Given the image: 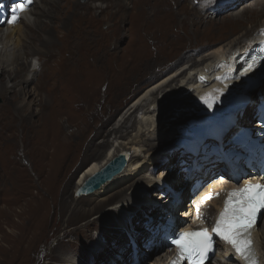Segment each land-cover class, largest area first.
<instances>
[{"label": "bare ground", "instance_id": "bare-ground-1", "mask_svg": "<svg viewBox=\"0 0 264 264\" xmlns=\"http://www.w3.org/2000/svg\"><path fill=\"white\" fill-rule=\"evenodd\" d=\"M41 1L43 5L38 15L32 18L33 6ZM100 1L105 5L100 7L99 13H96L95 9L98 5H96L95 2ZM218 1L219 0H211L207 7H210L212 10H220L224 7L232 8L236 6L234 10L228 11L229 15L235 18L233 19L234 21L229 22V24L237 25L238 23L240 25L243 21L248 22L250 23L249 25H251L248 27L249 31L244 30L227 42L220 43L206 51L202 48V50H195L196 53L201 51H204V53L201 52L202 54H198L193 62L183 64L147 87L144 92L132 101L133 105L123 115L118 124L107 130L105 129L107 124H109L116 117L119 110L123 108V103L127 102L137 90L141 89V87L137 85L140 79L144 78L148 72H151L155 77H159L170 69L178 66L181 59H186L185 56H181L177 63H173L170 68H167L161 57H149L151 51L146 43V36H151L150 40L154 43V45L151 46L153 49L152 51L158 54L165 49V45L160 42H169L168 38L173 41L174 31H182L186 26H190L191 31L188 30V32L192 34H209L210 31L206 29H195L194 26L197 23V16L195 15V19L190 18V14L185 10L187 0H89L86 3H80L77 0H36L32 7L27 12H24V18L21 17L14 25L8 26L4 23V26H0V73H7L8 75L5 79L0 77V96L4 101L0 107V113L23 116L22 120L26 122L29 119L28 115L33 113L32 107L35 105V97L41 96L42 99V93H44L46 100L40 103V111L48 106L49 111H52L51 113L69 112L71 116H74L75 113L72 108L80 110L81 112L85 103L87 105L88 101L94 98L98 84L104 82L105 91L107 90V94L112 93V97L109 100L110 104L103 118L94 122L93 129L88 134L89 139L85 146V148L88 149L92 148L96 140L103 134L109 135L110 132H112L115 136L118 135V138L125 135L127 136L129 133V127L127 126L129 119L138 108L144 109L141 116L145 118L142 120L144 123H142L148 125V128H138L136 137L131 140L130 143H126L128 144L126 147L125 145L122 146L120 150L107 147L100 160L93 161L85 167L84 172L78 174L79 177L77 178L76 188L80 186L89 175L101 168V166L116 154L123 153L126 158L125 168L95 191L99 192V190L104 188L103 194L110 190L112 185L115 186L114 184H118L122 180L127 181L135 177L138 172L140 173L143 169L147 168L148 165L151 167L156 164V158L159 157V154L163 151L158 152V144L153 141L158 138L160 139V130L162 129L163 120L168 119L165 116L170 114L171 111L172 114L178 115V119L180 118L176 120L177 124L182 120L187 121L181 124L183 126L180 127L181 129L178 133L181 135L185 134L187 131V128L183 127L192 126L193 124L195 125L200 121L208 119V121L201 126L199 133L190 135V130L184 135L188 136V138L193 141H200L201 138L210 137L212 133L214 134L222 130L225 127V119L229 112L233 115L235 114L237 117L235 124L241 123V125H247L250 119L246 120V111L248 109L252 111L254 108H252L253 106L250 102L239 110L238 106L239 103L242 102L243 95L248 93L251 89L249 88L248 90L247 87L251 85L252 76L248 66L238 59L241 52L251 50L263 39V35L258 34V30L264 27V0H250L244 4L242 3L243 0H232L223 7ZM108 8L112 10L107 11ZM105 14H107V18L111 19V22L109 21V26L106 27L107 32L102 34L93 23L97 20H101V17ZM99 15H101V17ZM52 17L53 19H51ZM126 19H129L130 24L127 29H123L122 24ZM40 29L43 35H41L42 32ZM58 29L61 30L59 36L55 35V31ZM224 29L226 30L227 28ZM128 33L137 35L133 37L126 48L116 47L109 49V42H116L118 38H125ZM68 36L69 41L67 42ZM21 37L31 39L33 42H39L41 45L39 50H44L45 46L54 48L60 58L58 66L50 73L47 71L49 68L47 65L48 62L56 58V55L48 51L44 58L37 59L38 66L30 70L27 57L30 56L32 59L36 57L35 48H27L26 43L21 42ZM190 61H192V59ZM131 63L135 64L131 66L129 65ZM157 64L163 66H161L159 70H156ZM127 65L129 66L126 67ZM197 67H201V69L196 70V73H194ZM37 73L39 74V78L34 84L33 89L29 90L25 88L26 82L34 76L36 77ZM193 73L196 75L194 76ZM244 73H248V75H244ZM16 76L19 78L18 82H15L17 79ZM240 76L241 78L243 76V79L246 81L245 85H242L244 87L237 88L236 90L230 91L227 96H223L226 89L229 88L231 84L236 83L234 79ZM11 80L13 81L12 84L8 85ZM262 80H264V78ZM118 81L120 82L117 83ZM178 81H180L181 88H186V90H188L187 93L193 94L188 98H180L183 95L182 92L176 91L179 93L178 95L169 93L154 106L152 105V101H145L148 96H152L153 94L156 95L159 91L164 90L173 82ZM20 82L21 86L13 89ZM128 82L133 84V87H130L127 84ZM88 83L94 84L85 86ZM91 87L93 88L91 89ZM180 87L179 90L181 89ZM9 88H12V90H10V93H7ZM259 89L260 88H258V90ZM263 89L264 87L262 91ZM31 95H33L32 98H30ZM235 97L236 99H234ZM47 100H50V102L48 103ZM143 101H145V103H142ZM242 112L243 116L241 117L240 114ZM192 114H195L196 117L191 118ZM49 115L50 113H48V116ZM250 115L251 113L247 116ZM147 118H151V120L146 121ZM30 122L33 123L32 120H30ZM151 127L152 129H150ZM33 129L38 130L36 128ZM148 140L152 142H148ZM102 143L103 145L106 144L107 139L102 140ZM143 146L146 147L144 151ZM172 150V152L180 158L178 165H176L177 170L176 166L172 168L174 174L171 175L170 165L167 170L165 168L159 171V176L165 177V181L170 186L172 185V183L169 182L170 177H172L171 181L175 182L177 186L178 183H180V185L190 183V186H192V178H200L201 183L204 180H210V182L204 183L205 185L203 187L201 184L200 188H202V191L197 196V199L191 204L187 203V209H183L184 207L182 208V214L184 216H189V214L192 213L196 214L193 212L192 206L194 203L197 205L201 204L199 197L204 190L212 188L215 185L211 191L217 193L225 188L223 184H217L218 180H216V178L221 175H219V173L216 175V173L220 172L226 175L227 168L221 171L218 165L213 167L215 163H210L209 160H198L196 157V165L200 167L186 170L187 172L184 173L183 171L187 169L185 168V164L182 165L183 161H187L185 149L180 147ZM66 151H69V148ZM86 153L80 157V160L77 162L78 164L82 165L87 159L94 156V153ZM58 155L59 152H56L54 153V157H51L50 164L52 166L57 163L56 158ZM168 157L169 156L166 154L165 158ZM191 159H193L192 156ZM211 159L212 157L210 160ZM170 161L171 156L168 158L167 163ZM72 165L73 162H69V171L65 174V179L63 178V185H66L70 180L73 171L72 169L70 172ZM183 168L184 170L182 171ZM212 175L215 176L214 180H212ZM250 176L249 174L247 178ZM139 178L142 177H138L136 180ZM158 179L149 180V183H147L148 188H150V186L152 187V185H156ZM223 181L225 185H231L227 180L224 179ZM175 184L173 186H175ZM177 186H175V189L182 192L183 189ZM123 189L122 187L117 193L113 192L114 194L112 193L101 198L102 200L99 201L98 204L104 205L109 198L116 196L119 192L121 193ZM188 192H190V190L182 193L184 198ZM100 193L102 192L100 191ZM191 195L192 193H190V196ZM159 197L161 198L160 195ZM167 198H165V200H167ZM165 200L160 199V203H150V207L154 204L161 206V209L158 213H150L149 216L154 219L155 214H162V209H165L166 211L162 214L163 218L159 221L163 223L165 218L171 217L175 223V208L173 206L168 208ZM141 203L145 204L146 199L142 200ZM161 203L165 205H160ZM218 203L219 200L214 198L204 204V210L197 212L198 218L196 220L197 222L194 224L196 226L202 225V221L205 220L206 216L212 214V208L216 207ZM207 205H210L212 208L210 207L209 210L205 209ZM42 208L43 207L37 204L31 210V213L38 215L41 213ZM89 211L92 212V210ZM73 214H76L75 207L72 208L71 215ZM84 215L88 217V213L85 209L82 210L81 216ZM131 225H133V222ZM150 225L151 223L147 222V230L145 226H143L139 231L148 236L147 240L143 242L140 248V253L142 254V258L146 256L153 258L154 263L152 264H162L170 256V253L167 251L160 252V249L156 248V245L153 247L152 251H148L147 242L151 241V243L155 244L159 237L156 235L154 229L150 230ZM80 227L81 226L78 225L72 228L70 230L71 233L75 232ZM124 227L129 230L127 223ZM259 227L260 229L257 228L255 232L256 248L258 242L264 243V241L262 242L261 240V238L264 239V225H260ZM136 230V228H132L129 234L133 236L136 234ZM108 250L112 252L113 249L108 246L107 251L104 250L103 252H108ZM228 252L232 253L229 249ZM118 253L124 261V256L127 255L126 246L120 248V252L118 251ZM258 253L259 256H257L256 261L259 264H264L263 253H260L259 249ZM110 255H112V253L109 254L108 257H110ZM220 256L224 259L220 261V264H229V261L231 264H241L234 256L228 254L226 250H224V253L220 254ZM97 260H99V258L94 261L97 263ZM139 261L143 264L147 260L143 262V259H139ZM207 263H209V261H207L206 264Z\"/></svg>", "mask_w": 264, "mask_h": 264}, {"label": "rangeland", "instance_id": "rangeland-1", "mask_svg": "<svg viewBox=\"0 0 264 264\" xmlns=\"http://www.w3.org/2000/svg\"><path fill=\"white\" fill-rule=\"evenodd\" d=\"M77 1L86 3L89 0ZM247 1L250 0H243L242 3L244 4ZM210 2L211 0H187L185 4V10L190 14V18L195 19V15L197 16V23L194 26L195 29L209 30V34H192L188 32V30L191 31L190 26H186L182 31H174L173 41L168 38L169 42H160L165 45V49L158 54L152 51L153 49L151 46H153L154 43L150 40L151 36H146V43L151 51L149 57H161L167 68H170L173 63H177L181 56H185L186 59H181L178 66L170 69L159 77H155L151 72H148L146 76L137 83L141 89L137 90L127 102L123 103V108L119 110L116 117L107 124L105 129L108 130L116 126L123 115L133 105L132 101L144 92L147 87L158 81V79H161L183 64L193 62L198 54H202L204 51L220 43L227 42L244 30L249 31L248 27L251 25H249L250 23L248 22L243 21L240 25L238 23L237 25L229 24V22L234 21L233 19L235 18L229 15L228 11L234 10L236 6L232 8L227 7L222 9L218 15H213L208 11L212 9H208L207 7ZM95 4L98 5L95 9L96 13H99L100 7L105 5L101 1L95 2ZM42 5L43 2L41 1L33 6L32 18L38 15ZM110 10L112 9H107V11ZM106 15L107 14L102 17L99 15L101 20H97L93 23L102 34L107 32L106 27L109 26V21L111 22V19L107 18ZM51 19H53V17ZM129 24V19H126L122 24L123 29H127ZM60 34V29L55 31V35L59 36ZM41 35H43V32ZM135 35L137 34L128 33L125 38H118L116 42H109V49L116 47L126 48ZM68 41L69 36L67 42ZM21 42L26 43L27 48H35L36 57H33V59L30 56L27 57L30 70L38 66L37 59L44 58L48 51L56 55V58L48 62L47 65L49 68L47 71L50 73L58 66L60 58L54 48L45 46L44 50H39L41 47L39 42H33L31 39H26L24 37H21ZM201 48L204 50L201 51L202 53L195 52V50L198 51ZM191 59L192 61H190ZM134 64L135 63H131L129 65L133 66ZM161 66L163 65L157 64L156 70H159ZM200 69L201 67H197L194 73H196V70ZM7 76V73H0V77H3V79ZM16 78L15 82H18L19 78L17 76ZM38 78L39 74L37 73L36 77L34 76L26 82L25 88L29 90L33 89ZM234 81H236V83L231 84L229 88L226 89L223 96H227L230 91L236 90L237 88H243L244 86L242 85L246 83L243 76L242 78L240 76L234 79ZM12 82L11 80L8 85H11ZM119 82L120 81L117 83ZM103 83L104 82H100L98 84L94 98H91L87 105L85 103L81 112L80 110L72 108L75 113L74 116H71L69 112L51 113L52 111H49L48 106L40 111V103L46 100L44 93H42V99L41 96L35 97V105L32 107L33 113L28 115L29 119L26 122L22 120L23 116L0 113V264H132L133 261L137 264L139 259H143V262L147 260L143 264L154 263L153 258H149L148 256L142 258L141 254L136 258H131L129 237L132 236L129 232L132 231V228H136V234L133 235V237L136 238L140 233L139 231L144 226V220L147 219L146 215L149 214L150 210L151 213H158L161 209V206L154 204L150 207V203H160V199L163 197L160 194L161 192L156 190V185H152V187L150 186V188H148L147 183H149V180L155 178H159L156 184H159L162 180H166L165 177L159 176V171L165 168L167 170L170 165L171 175L174 174L172 168L178 165L179 159L176 154L172 152L175 145L172 146L171 144L181 135L178 134L181 128L177 126L181 124H177L176 122V120L180 118L178 119V115L172 114V111L165 116L168 119L163 120L162 129H159L160 139L158 138L153 141L158 144V152L163 151L159 154L160 156L156 158L155 165L151 167L148 165L149 167L147 166V168L143 169L140 173L138 172L135 177L127 181L122 180L118 184H114L115 186L112 185V188L105 192V194H103L104 188H102L99 192H93L94 194L91 195L76 196L75 190L77 178L79 177L78 174L84 172L85 167L93 161L100 160L107 147L120 150L122 146L125 145L126 147L128 145L126 143H130V141L136 137L138 128H148V125H144L142 121L145 118L141 116L144 109L138 108L129 119L127 125L129 127V133L127 136L125 135L126 137L123 136L118 138L119 136H115L112 132H110L109 135L103 134L96 140L92 148L86 149L85 146L89 139L88 134L92 131L94 122L103 118L109 107V100L112 97V93L107 94V90L105 91ZM93 84L94 83H88L85 86ZM127 84L133 87V84L130 82ZM19 86H21V82L13 89ZM180 86V81L173 82L170 86L159 91L156 95L153 94L152 96H148L145 101H152V105L154 106L169 93L178 95L179 93L177 92H182L183 95L180 98H188L193 94L187 93L188 90ZM179 87L181 88L180 90ZM92 88L93 87H91V89ZM10 90H12V88H9L7 93H10ZM32 97L33 95H31L30 98ZM234 99H236V97ZM145 101L142 103H145ZM47 102L49 103L50 100H47ZM3 103L4 101L0 96V107ZM48 113H50L49 116ZM250 113L252 114V111L248 109L245 117H248L247 115ZM30 120H32L33 123L30 122ZM150 120L151 118L146 119V121ZM207 121L208 119H205L195 125L183 127L187 128L185 134L190 130V135L199 133L201 126ZM150 129H152V127ZM104 139H107V143L103 145L102 140ZM148 142L152 141L148 140ZM169 145L172 147H169ZM143 147L144 149H142L144 151L146 147ZM68 148L69 151H66ZM56 152H59L56 158L57 163L52 166L50 164L51 157H54V153ZM88 152L94 153V158L87 159L82 165L78 164L77 162L80 160V157L85 153L88 154ZM166 154L169 157L171 156V161L169 163H167L169 157L167 159L165 158ZM69 162H73L70 172L72 169L73 171L70 180L66 185H63L64 176L69 171ZM185 168L189 170L187 165ZM183 170L184 168L182 171ZM183 172L185 173L187 171ZM138 177L142 178L136 180ZM211 177L212 180L215 179V176L212 175ZM171 178L172 177H170L169 182L172 183L171 187L175 188L177 185L175 182L171 181ZM204 181L202 182V187L205 185ZM207 181L210 182L209 179ZM174 184L175 186H173ZM122 187L124 189L121 193L119 192L116 196L109 198L104 205L98 204L99 201L102 200L101 198L113 192L117 193ZM177 187L183 189L182 193L191 188L190 183H186L185 185H180V183H178ZM100 191L102 193H100ZM197 194H200L199 191L196 192L191 203L197 199ZM171 196L172 199H174L172 194ZM187 196H190L189 192L185 197ZM179 197L182 198V195H179ZM165 198L162 200H165ZM144 199H146L145 204L141 203ZM166 201L167 200H165V202ZM37 204L43 207L42 211L38 215L32 214L31 210ZM182 204L183 202H181V205ZM186 204L187 203L184 201L183 206L175 209V217L177 221H181V223L186 221L182 214L183 209H187L186 207H188L185 206ZM160 205L165 204L161 203ZM74 207L76 214L71 215L72 208ZM83 209L87 211L88 217H85V215L81 216ZM89 210H92V212ZM157 215L155 214V216ZM193 218V223L197 222L196 214H193ZM187 221L190 222V219L188 220L187 218ZM132 222L133 225H131ZM126 223L129 226V230L124 227ZM262 223L263 221L260 224L261 226ZM78 225L81 227L71 233L70 230ZM262 244L264 245V243L258 242L257 249L264 255V246ZM108 246L113 249L112 252L108 250V252L104 253L103 251H107ZM123 246H126L127 252V255L124 256V261L118 253ZM163 251H166L165 248L160 250V252ZM111 253L112 255L108 257ZM220 257V254L216 255L208 264H220ZM97 258H99V260H97L98 262L96 263L94 260ZM228 263L231 264L230 261ZM139 264H141L140 261Z\"/></svg>", "mask_w": 264, "mask_h": 264}, {"label": "water", "instance_id": "water-1", "mask_svg": "<svg viewBox=\"0 0 264 264\" xmlns=\"http://www.w3.org/2000/svg\"><path fill=\"white\" fill-rule=\"evenodd\" d=\"M196 115L192 114L191 118H195ZM187 121L182 120L178 122L179 124L186 123ZM179 128L183 125H177ZM183 135H180L177 139L173 141L171 145L174 143H183ZM169 145V147H171ZM126 165V158L123 153L116 154L113 158L108 160L101 168L96 170L94 173L89 175L83 183L80 184L75 190L76 196L81 195H90L91 193L98 190L103 184L110 181L116 175H118L122 170L125 168Z\"/></svg>", "mask_w": 264, "mask_h": 264}, {"label": "clouds", "instance_id": "clouds-1", "mask_svg": "<svg viewBox=\"0 0 264 264\" xmlns=\"http://www.w3.org/2000/svg\"><path fill=\"white\" fill-rule=\"evenodd\" d=\"M32 5H33V4H32ZM32 5H31V7H32ZM31 7H30V8H31ZM207 264H208V263H207Z\"/></svg>", "mask_w": 264, "mask_h": 264}]
</instances>
